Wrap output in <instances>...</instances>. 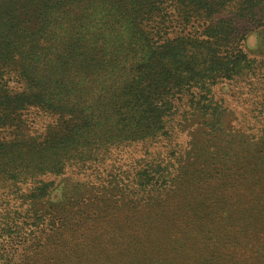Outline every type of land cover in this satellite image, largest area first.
Instances as JSON below:
<instances>
[{"label": "trees", "instance_id": "trees-1", "mask_svg": "<svg viewBox=\"0 0 264 264\" xmlns=\"http://www.w3.org/2000/svg\"><path fill=\"white\" fill-rule=\"evenodd\" d=\"M260 17L264 0H0V264L119 260L141 251L138 231L153 214L132 213L124 226L113 211L173 199L184 216L197 214L186 212L192 202L202 210L256 189L254 165L240 164L264 166V140L232 127L216 87L256 75L243 42L245 23ZM162 140L133 176L117 178L116 167L37 207L52 177ZM11 193L22 208L6 201ZM88 204L93 211L80 207ZM81 217L134 232L86 243Z\"/></svg>", "mask_w": 264, "mask_h": 264}, {"label": "rangeland", "instance_id": "rangeland-1", "mask_svg": "<svg viewBox=\"0 0 264 264\" xmlns=\"http://www.w3.org/2000/svg\"><path fill=\"white\" fill-rule=\"evenodd\" d=\"M245 26L250 30L246 31L243 48L249 57L255 59L256 75L221 82L216 87V94L230 110L227 119L232 127L241 131H253L257 140L263 141L264 135L260 133L259 128L264 125V110L258 118L252 115L258 113L261 107L264 109V18L247 22ZM249 84L253 86L250 93L245 91ZM250 118L252 120L249 122ZM186 136L187 134L181 133L175 141L184 144ZM166 142L162 140L149 149L141 143H133L108 152L101 161L93 163L91 168H70L64 175L52 177L51 179L55 180L54 189L47 197L48 201L44 203V200L37 207L41 208L50 203L60 204L76 183L100 184L116 167L117 178L133 176L142 167V159L154 157L157 152L163 150L161 147ZM237 149L238 158L235 157V160L243 161L245 152L241 151L239 145ZM259 150V147H255L254 153ZM247 162H251L255 167L256 189L239 190V195L229 202L215 199L204 203L200 206L202 210L198 208L197 202H192L193 207H188L186 212L189 213V208H194L197 214L192 212L182 216L177 213L176 206H181L182 203L173 199H166L162 205L146 213L139 210V207L130 209L129 206L113 211L119 219L118 223L124 226H127L132 213L136 216L153 215L145 220L143 229L138 231L142 236L141 251L135 255H121L119 260H105L104 264H198L201 260L203 264H211L209 260L215 261L213 264H264V166L257 164L254 159L243 161L240 165H246ZM12 190L13 188L8 191ZM204 191L208 192L206 189L202 192ZM13 196L11 193L6 201L16 210L18 207L22 208V201ZM90 205L80 207L93 211ZM24 207L28 208V204ZM191 219H195L192 221L193 225L189 223ZM80 225H83L84 232L91 229L86 238V243L91 244H96L98 238L107 245L108 239L113 235L125 236L127 232H134L129 229L121 231L119 227L104 230L105 226L100 222L85 217H81ZM129 256L131 258L128 259Z\"/></svg>", "mask_w": 264, "mask_h": 264}]
</instances>
